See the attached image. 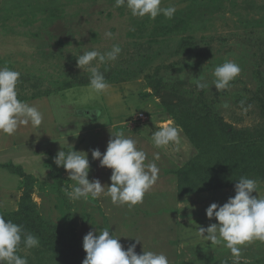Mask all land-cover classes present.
Segmentation results:
<instances>
[{"label": "rangeland", "instance_id": "rangeland-1", "mask_svg": "<svg viewBox=\"0 0 264 264\" xmlns=\"http://www.w3.org/2000/svg\"><path fill=\"white\" fill-rule=\"evenodd\" d=\"M170 5L177 8L173 18L152 20L133 17L115 0H0V68L20 72L18 98L44 114L39 127L0 132V213L16 212L24 203L43 222L23 227L39 238L38 247L20 245L18 255L28 264H82L86 255L73 248L83 250L84 236L105 228L124 249L139 239L137 254L162 253L170 264H264V241L245 243L236 258L195 231L218 223L206 209L234 197L235 186H224L231 178L220 160L214 173L223 187L186 168L196 163L199 149L177 124L173 108L191 107L194 115L208 109L231 126L235 143L247 144L250 158L264 167V0H162V7ZM106 31L114 38H106ZM114 44L122 48L118 59L97 67L107 82L109 77L116 82L94 93L88 87L90 72L77 67L76 57ZM226 61L239 64L241 73L217 92L213 71ZM200 77L207 89L196 87ZM173 84L183 89L184 100L171 92ZM198 95L204 110L194 108ZM169 121L180 129L178 142L155 146L152 132ZM202 124L210 125L206 118ZM117 132L134 139L147 161L157 164V182L131 207L113 204L103 194L70 200L67 192L75 182L54 163L57 153L72 147L86 152L88 179L110 186L112 170L101 167L91 152L105 153ZM209 137L208 143L215 142ZM5 165L20 168L23 177ZM247 178L258 181L253 195L264 197V175ZM26 191L28 200L22 202Z\"/></svg>", "mask_w": 264, "mask_h": 264}, {"label": "clouds", "instance_id": "clouds-1", "mask_svg": "<svg viewBox=\"0 0 264 264\" xmlns=\"http://www.w3.org/2000/svg\"><path fill=\"white\" fill-rule=\"evenodd\" d=\"M116 7H126L133 17L154 20L160 15L173 18L177 11L174 5L162 7V0H115ZM104 36L112 39L113 33L106 31ZM122 52L119 44H114L108 51L88 50L76 57L77 67L90 72L89 89L94 93L106 91L110 85L98 64L116 61ZM95 62V63H94ZM241 73L239 64L226 61L214 68L212 81L217 92L226 90ZM20 72L8 67L0 68V132L13 135L20 126L39 127L44 121V114L33 105L18 98L17 84ZM196 87L207 89L209 85L200 77ZM243 103V102H242ZM224 107H228L227 104ZM99 116V113L96 112ZM180 129L169 121L151 134V140L157 147L178 142ZM92 158L99 160L100 166L111 169L109 185H102L98 179L89 180V160L86 152L63 150L57 153L54 163L69 173V180L75 184L67 195L70 200L99 198L102 194L111 198L113 204L135 206L143 201L145 194L158 180L159 168L154 161H147V154L137 148V142L126 137L123 132L111 134L105 153L92 150ZM159 159V154L155 160ZM147 161V162H146ZM258 181L241 177L235 182V195L222 206L212 203L206 209V216L213 217L218 223L207 228L198 227L200 237L211 244L227 247L233 257H240L241 246L252 240L264 241V197L254 196ZM205 233H207L205 235ZM114 232L107 228L99 232H88L83 238V250L86 258L82 264H170L169 258L153 251L137 254L136 243L127 249L119 242ZM26 248L39 246V238L26 232L23 226L6 220L0 215V264H28V260L18 255L20 245Z\"/></svg>", "mask_w": 264, "mask_h": 264}, {"label": "trees", "instance_id": "trees-1", "mask_svg": "<svg viewBox=\"0 0 264 264\" xmlns=\"http://www.w3.org/2000/svg\"><path fill=\"white\" fill-rule=\"evenodd\" d=\"M108 80L110 81L108 83L116 82L115 77H109ZM146 80L153 88V91L155 93H158V86L152 83V79L150 77H146ZM160 86L167 87V85L162 84ZM168 87L174 95L179 96V98L182 97L180 98L181 100L185 99V92L182 88L175 84L169 85ZM196 99L197 104L194 105V108L198 107L199 109H206L204 102H200V99H202L201 95H198ZM187 104L189 103L187 102ZM173 108L176 112V114L174 115V119L176 120L177 124L182 127L187 136L199 149V153L196 157V163L194 165L192 163H189L186 167L187 169H193L192 171H195L199 175H202L205 182L213 183L220 187L223 186L219 184L218 173H214L217 168L215 166L217 165V162L220 163V161L222 162L220 163L222 165L221 167L226 168L231 178V181L228 183L226 181L224 186H230L229 184H231V186H235V182H238L241 177H248L250 175L252 177L255 176L256 178H258L260 175H264V167L262 163L253 162L252 158H250V156L248 155L247 144L241 142L235 143V133L231 130V126L220 119V117L212 114V112L208 109L206 110V113L204 115H198L197 113L194 115L191 107V111L186 110V108H179L178 106H174ZM205 118L208 120L210 125L205 126L202 124V121ZM207 134L210 135L209 138L212 139V142L213 140L215 142L208 143L210 140L207 138ZM202 158L205 159L203 162H201L203 160ZM242 160L247 161V164L245 166L241 167L240 165H236L242 164ZM4 167L13 174L22 176L20 168L13 167L11 165H5ZM27 194L28 193L26 191V196L22 199V202L28 200ZM0 215H3L6 220H12L14 223L23 227L33 224V221L40 220V218L37 217L34 212L28 210L27 206H25L24 203L20 204L16 212L10 214L0 213ZM41 223L43 222L39 221V224ZM46 235L47 237L50 236L48 232ZM49 241L53 242L54 240L50 238ZM73 249L75 253H83L86 255L84 250H79L77 248ZM64 253L67 257H71L72 252L65 251Z\"/></svg>", "mask_w": 264, "mask_h": 264}, {"label": "built area", "instance_id": "built-area-1", "mask_svg": "<svg viewBox=\"0 0 264 264\" xmlns=\"http://www.w3.org/2000/svg\"><path fill=\"white\" fill-rule=\"evenodd\" d=\"M139 117H140V118L143 117V113L140 114ZM141 119H144V120H145L146 118H141Z\"/></svg>", "mask_w": 264, "mask_h": 264}]
</instances>
